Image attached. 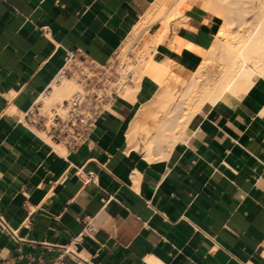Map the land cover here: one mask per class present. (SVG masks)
<instances>
[{"label": "crops", "instance_id": "crops-1", "mask_svg": "<svg viewBox=\"0 0 264 264\" xmlns=\"http://www.w3.org/2000/svg\"><path fill=\"white\" fill-rule=\"evenodd\" d=\"M150 2L0 0V264H50L64 246L74 264H264L260 87L205 104L156 160L129 146L134 106L117 97L75 149L20 121L53 91L66 49L109 63ZM185 13L195 28L177 30L181 50L161 43L155 57L192 67L222 18L196 3ZM145 78L139 102L156 88Z\"/></svg>", "mask_w": 264, "mask_h": 264}, {"label": "bare ground", "instance_id": "bare-ground-1", "mask_svg": "<svg viewBox=\"0 0 264 264\" xmlns=\"http://www.w3.org/2000/svg\"><path fill=\"white\" fill-rule=\"evenodd\" d=\"M168 1L152 0L120 46L122 58L118 69L123 75L117 81L118 96L125 104L134 106L125 134L129 146L141 150L148 160L166 158L184 142L191 135L193 118L205 104H213L226 96L244 97L256 87L264 90V0H207L201 6L223 19L212 44L196 52L199 60L194 66L183 63L176 72L171 69L172 56H162L156 70L174 72L182 87L177 89L168 81L155 78L159 85L154 94L139 102L138 91L150 72L154 50L167 37L171 23L175 30L195 28L183 19L187 17V5L195 2ZM156 23L159 26L153 29ZM182 46L171 40L173 51H180ZM114 54L111 60H118ZM80 88L74 78H56L53 91L41 99L46 102L63 99ZM157 111L164 116L160 117ZM148 117L153 119V124L147 123Z\"/></svg>", "mask_w": 264, "mask_h": 264}, {"label": "built area", "instance_id": "built-area-1", "mask_svg": "<svg viewBox=\"0 0 264 264\" xmlns=\"http://www.w3.org/2000/svg\"><path fill=\"white\" fill-rule=\"evenodd\" d=\"M64 58L56 78H74L81 88L49 104L39 99L41 94L23 112L20 121L27 127L44 132L55 142L63 143L68 149H75L87 141L96 130L99 119L112 105L118 95V79H112L110 62L97 64L71 49H66ZM78 236L75 242L80 240ZM74 257H79L77 252L64 246L50 264H74Z\"/></svg>", "mask_w": 264, "mask_h": 264}, {"label": "rangeland", "instance_id": "rangeland-1", "mask_svg": "<svg viewBox=\"0 0 264 264\" xmlns=\"http://www.w3.org/2000/svg\"><path fill=\"white\" fill-rule=\"evenodd\" d=\"M171 1H173V0H169L168 2H171ZM205 1H207V0H186V2H195L196 4H200V5H202L203 4V2H205ZM193 4V3H192ZM187 7H188V5H187ZM188 11H190V10H188ZM188 13V12H187ZM206 15H209L210 16V18H214L213 17V15L212 14H206ZM179 18H181V16H178ZM183 19H187V17H184ZM214 20H215V18H214ZM221 20L220 19H218L217 18V20H216V22H217V24L220 22ZM222 22H223V19H222ZM172 25L174 26V23L172 22L171 23V29H169V31H168V33H167V37H165V39H163V41H161V43H166L171 49H172V47H171V40H175L178 44H181V45H183L184 44V39L182 38V37H180V36H178L177 35V30L179 29H177V30H175V29H173L174 27H172ZM159 26V24L158 23H156V24H154L153 25V29H156L157 27ZM131 33V32H130ZM172 33H173V35H172ZM175 35V36H174ZM172 37V38H171ZM177 37V38H176ZM178 39V40H177ZM160 43V44H161ZM168 43H170V44H168ZM152 48L153 47H151V50H152ZM201 48H203V47H199L198 49H197V52L199 53L200 51H201ZM120 47L118 48V50H117V55L116 54H114V55H116L115 56V58H118V60L116 59V60H111L110 61V64L112 65V67H111V69L109 70L111 73H112V79L114 80V81H116L117 79H118V77L122 74L123 75V73H122V71H121V69H118V62L120 61V59L122 58V56L120 55ZM153 51V50H152ZM156 51H157V48L154 50V56H153V58H155L154 60H153V62H152V64H151V69H150V72H149V74L148 75H146L145 77H147V78H149L150 80H152V81H154L155 82V84H156V88L158 87V82L157 81H155L154 79L155 78H157V79H159L161 82H169V84H170V86H174V87H176L177 89H180L181 87H182V84L177 80V79H175V76H174V72H176V70H178V68L180 67L179 65H181V64H183V62H180V61H178L177 59H175L173 56L171 57V69H172V67H173V69L172 70H174V74L173 73H167V72H164V71H161V72H159V71H157L156 70V65H157V63H158V61H160L161 60V58H163V57H160V58H157V57H155V53H156ZM175 52H176V50H174ZM171 56V55H170ZM172 60H174V61H172ZM176 64V66H174ZM121 72V73H120ZM122 75H121V77H120V80H121V78H122ZM151 77H150V76ZM173 75V76H172ZM147 78H145V79H147ZM168 78V79H167ZM171 78V79H170ZM177 80V81H176ZM175 81V82H174ZM262 91H261V89H259V88H257L256 90H255V94H257V95H259V96H261L262 95V93H261ZM72 93H70V94H68V95H66V97H68V96H70ZM118 95H119V92H118ZM116 96L118 99H120L119 98V96ZM116 99V98H115ZM113 100V101H116V100ZM57 100H61V98H56V99H53V100H51V101H49V102H46V103H52V102H55V101H57ZM110 107V106H109ZM157 113L159 114V116L160 117H162V116H164V113H162L161 111H157ZM146 121H147V123L148 124H153V119L151 118V117H148V119H146ZM141 151V150H140Z\"/></svg>", "mask_w": 264, "mask_h": 264}]
</instances>
